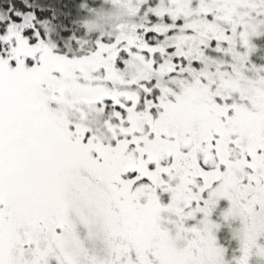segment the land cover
<instances>
[{
  "label": "snow or ice",
  "instance_id": "1",
  "mask_svg": "<svg viewBox=\"0 0 264 264\" xmlns=\"http://www.w3.org/2000/svg\"><path fill=\"white\" fill-rule=\"evenodd\" d=\"M92 13L0 0V264H264V0Z\"/></svg>",
  "mask_w": 264,
  "mask_h": 264
},
{
  "label": "rangeland",
  "instance_id": "2",
  "mask_svg": "<svg viewBox=\"0 0 264 264\" xmlns=\"http://www.w3.org/2000/svg\"><path fill=\"white\" fill-rule=\"evenodd\" d=\"M121 8L122 0H93V13L88 18L89 22L102 26L106 22L103 17L118 14Z\"/></svg>",
  "mask_w": 264,
  "mask_h": 264
}]
</instances>
